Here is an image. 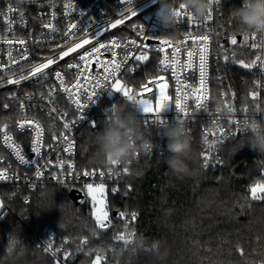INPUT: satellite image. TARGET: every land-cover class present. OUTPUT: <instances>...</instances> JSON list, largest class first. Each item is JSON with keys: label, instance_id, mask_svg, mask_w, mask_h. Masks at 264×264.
<instances>
[{"label": "trees", "instance_id": "trees-1", "mask_svg": "<svg viewBox=\"0 0 264 264\" xmlns=\"http://www.w3.org/2000/svg\"><path fill=\"white\" fill-rule=\"evenodd\" d=\"M180 2L176 0L177 6ZM242 3L243 0H222L220 4L222 37L230 42L229 38L235 34L239 41L238 46L230 44L235 54L234 63H227L213 75L211 108L219 102L224 84L229 85L237 102L246 100L251 77L248 69L241 67L238 61L251 62L253 54L247 46L251 41L245 44L243 35L251 36L254 31H244L239 21L230 15V10ZM32 88L0 91V136L9 132L18 140L24 137L13 129L12 123L18 114L6 111L4 107L12 104L14 94L35 90ZM27 115L36 117L43 124L45 144H54L56 141L52 137L58 136L59 132L54 124L42 113ZM200 116L196 115L199 118L197 124L188 127L198 151L203 128ZM103 121L104 116L98 114L96 129L84 125L77 131L76 174L108 167L97 155L92 135L102 129ZM4 125L8 127L5 129ZM245 139L233 137L227 140L221 152L222 167L204 170L200 163L199 171L187 176L173 174L164 163L168 155L167 138L164 137L161 154L140 151L137 161L129 167L130 176L119 184L120 194L112 196L108 193L106 210L112 224L107 230H99L94 224L89 203L74 205L68 196L70 189L53 184L49 178H46L45 186L36 181L0 183L3 203L0 210V264H58L55 257L45 254L33 240L36 229L38 232L47 230L53 236L54 250L61 248L70 253L63 258L65 264H92L96 249H104L106 259L102 264H262L264 200H252L250 188L258 181L264 183V154L248 145L239 148ZM2 158L4 163H0V169H16L0 145ZM18 173L27 172L18 170ZM111 188L108 183L107 189ZM121 212L125 213L123 218L119 216ZM132 213L137 215L135 220L131 219ZM120 233L131 242L125 245L115 241V236ZM85 238L88 243L81 245L80 241ZM13 239L18 243L14 245ZM157 242L168 248L164 261L153 255V246ZM137 243L142 246L136 247ZM238 248L244 250V256ZM57 254L59 256L60 251Z\"/></svg>", "mask_w": 264, "mask_h": 264}, {"label": "built area", "instance_id": "built-area-1", "mask_svg": "<svg viewBox=\"0 0 264 264\" xmlns=\"http://www.w3.org/2000/svg\"><path fill=\"white\" fill-rule=\"evenodd\" d=\"M71 4L72 8L66 9L64 4ZM133 7L136 10L137 15L132 17L130 13L126 11L127 7ZM13 11H9V8ZM178 7V6H177ZM159 8V3L154 0H134L132 5H127L124 0H0V91L5 90H20L24 87H33L29 91H19L12 97V104H6L4 107L6 111H13L18 114V117L13 121V129L15 132L24 135L21 139L9 132H6L12 137V142L19 146L22 154L26 160H29L28 164H21L16 158L13 150L9 148L3 140L5 132L0 136V145L10 158L12 165L16 168H2L7 169L9 179L0 181V183L17 184L20 181L31 183L36 181L41 186L46 185V178H49L50 182L59 185L64 189L77 190L81 194V198L78 200V204L84 205L89 203V199L86 194V185L88 183L99 184L101 182L105 185L106 193L103 195V199L106 201L108 193L112 196L120 194L119 184L123 179L130 176L129 167L137 161L139 158V152L136 154L134 160L129 164H119L113 168L111 175L106 173L103 180L98 176L99 171L105 169L91 170L89 172H97L96 176H84L83 173L76 174L74 168V158L77 150V131L84 125H89L90 122H95L98 114L104 116V110L111 107L115 100L120 101L122 95L117 92L109 94L110 84L105 87V82L102 77L106 75L103 71V65L107 61L112 59V51L117 53L116 59L122 60L125 56H128V61L125 67H122L121 72L118 74L122 78V82L128 87L133 88L135 91H140L141 84L146 83L148 80L164 75L168 82V88L166 89L167 95L173 97L170 101L168 109H166L162 116L168 121H172L177 113L175 111L174 97L176 89V80L172 77L171 70L161 71V66L158 61L163 58L164 53L156 51L158 44L154 40H146L144 36L137 35L139 26L142 24L145 27V32L148 36L157 35L160 38H173L174 40H182L185 30H193L192 25L185 20L183 23L177 22L175 29L168 32H161V29L156 23L155 13ZM121 12L125 15L122 17ZM21 13L23 14L21 18ZM124 19L123 24L116 25L115 28L111 27L116 20ZM51 23L56 31L49 28H45L44 25ZM75 24L76 28L71 32L74 35H65L69 30V25ZM134 25L136 26L134 28ZM221 23H220V5L213 6V19L206 21L199 31H193L194 35H204L206 31L210 32L212 40L210 43V51L208 55V66L206 74V84L208 88L209 99L206 102L207 110L196 109L194 99L187 101L189 115L187 117L183 114H179V117L186 121L187 128L191 124H197L199 118L197 114L202 115L201 122L203 128L200 135L199 153L203 149V139L205 130L215 133V136H209V139H215L222 141L217 143L216 151L213 153V157H218L219 162L213 159L210 163V167L204 170H215L223 166L222 148L228 139L233 137L244 138L246 134L243 131H237L234 123L230 121H241V128H243V121L245 119H257L264 121V72L261 71L259 63L257 67L248 69L250 74V81L248 82L246 91V100L243 103L237 102L234 92L231 90L228 84H224L221 90V97L217 105L213 108L211 105L212 98V79L215 73H219L224 69L225 65L229 62H233V51L230 48V42L223 38L221 35ZM255 32V31H254ZM252 35V34H251ZM89 39L91 43L84 44L82 48H78L76 52L69 53L64 59H60L62 52L68 51L70 47H74L76 43H81L83 39ZM24 40L25 43L20 45L19 40ZM263 39V33H256V42L259 43ZM12 40V44H8L6 41ZM117 40L122 45L120 48H112L110 41ZM135 40L136 43L130 44V41ZM228 41V45L225 46L224 41ZM251 43L253 42L250 40ZM108 45V48L101 49L100 53L93 54V58L88 62L87 71H84L80 77V89L77 90L74 85L76 83L77 69H68L67 64L79 63L83 66L84 62L79 61V56L84 54L85 51H91L93 46L99 47V44ZM147 45L146 48H141V44ZM124 45H127L125 47ZM221 45L227 47L229 61H225L223 58L224 48ZM188 47H192L191 41L188 42ZM26 50V52H25ZM253 57L260 53L259 49L251 48ZM142 51H146L149 55V60L146 62H137L134 56L139 55ZM169 55L171 49L168 50ZM11 54V56L9 55ZM27 55V59H21V56ZM46 58H52L57 61L56 64L50 66L45 72L48 73L47 79L38 82L37 77H32L28 80L21 81L19 85L8 84L9 78H18L21 73L27 75L30 68L39 63H45ZM181 62L187 60L186 51L181 50L179 55ZM198 64V57L195 58ZM11 60H17L18 63L12 64ZM251 60V61H252ZM128 69H134L129 71ZM61 71L65 80V86L71 87L73 92L80 91V102L83 105H87L83 110L77 109L74 103L75 96H70V93L64 92L59 85V81L55 78V72ZM15 72V76H13ZM155 75H152V74ZM145 76V77H144ZM91 77V78H89ZM140 80L141 78H143ZM183 83L197 87L199 84V70L198 67L191 70L184 71L181 76ZM100 81V85L97 86L96 81ZM139 80V81H138ZM256 81H260V86L257 87ZM37 88V89H36ZM55 88L51 99H49L48 92L50 89ZM153 92L159 94L157 85H151ZM95 89L97 96L94 98L95 102L90 103L88 94ZM86 90V91H85ZM256 91L259 93L257 100L253 101L250 95L251 92ZM224 94V95H222ZM234 94V95H233ZM152 92L145 93V98L151 97ZM29 96L31 98H29ZM231 103L236 111L234 113H227L225 108V102ZM23 104V109L21 108ZM259 105V107H257ZM55 108L56 112L52 113L51 110ZM221 111L217 113L216 109ZM247 109V111H243ZM30 112H39L50 120L54 126L58 129L59 133L63 132L62 125L64 122H76L75 127L71 129L67 134L70 139H74L75 147L72 153L64 152L65 142L59 139H55V143L51 145L45 144L46 136L45 130L43 134V147L40 150V154L37 155L33 152L32 141L35 137V133L31 127L25 126L24 129H20L18 122L24 120H35L43 127V124L36 118L30 117L27 114ZM67 114L64 117V114ZM83 117V119H80ZM152 120L154 117L149 115L147 117ZM105 119V116H104ZM145 117L142 116L143 132L146 140L151 141L152 148L150 151H144L145 153H163L164 151V137L159 134L161 128L156 124L144 123ZM213 121H216L214 123ZM219 127H223L225 130V136L221 137L218 131ZM95 127L94 129H96ZM230 133H234L231 135ZM250 134V133H249ZM24 143L26 145H24ZM202 166V158L199 156ZM63 161L65 168L58 167V162ZM0 163H4V159H0ZM71 164L74 167L68 168ZM127 167L129 171L123 172V169ZM18 170L26 171L20 175ZM37 171L43 173L42 176L37 177ZM108 183L112 185L111 189H107ZM113 189H116L113 191ZM102 199V197H101ZM94 224L95 219H94ZM101 230V229H99ZM33 240L42 249L48 245L49 242H53V236L49 234L47 230L38 232L36 229L33 233ZM56 255L55 259L58 264L64 263V253L61 251ZM44 252V251H43ZM45 253V252H44ZM50 254V253H45Z\"/></svg>", "mask_w": 264, "mask_h": 264}, {"label": "snow or ice", "instance_id": "snow-or-ice-1", "mask_svg": "<svg viewBox=\"0 0 264 264\" xmlns=\"http://www.w3.org/2000/svg\"><path fill=\"white\" fill-rule=\"evenodd\" d=\"M124 2L127 5H132L134 3V0H124ZM222 3V0H215V5L219 6ZM64 7L66 9L72 8L71 4H64ZM9 11H13V9L10 7ZM126 11L131 14L132 17H135L137 15L136 10L129 6L126 8ZM178 22L183 23L185 20H187L193 27V30H185L183 34L182 40H174L173 38H160L157 35H152L151 37L148 36L145 32L144 25L139 26V31L137 33L139 36H144V39L146 40H154L155 43L158 44V47L156 48V51L164 53L163 58L158 61L159 65L161 66V71H168L171 70L172 77L176 80V89H175V97H174V105H175V111L177 113V116L179 117V114H183V116L187 117L189 115L188 110V104L187 101L189 99H194L195 101V108L196 109H203L207 110L206 102L209 99L208 96V88L206 84V74H207V66H208V55L210 51V43L212 40V36L210 32L206 31L204 35H194L193 31H199L200 28L205 24L206 21H211L213 19V7L209 9L208 13L204 17H199L193 15V13L187 9L183 3H179L178 7L176 8ZM120 15L124 17L125 13L121 12ZM23 14L21 13V18ZM124 19L116 20L114 24L111 25V27L115 28L118 24H123ZM45 28H49L53 31H56L54 26L51 23L45 24ZM136 26L134 25V28ZM76 28L75 24L69 25V30L65 33V35H74V33L71 32L72 29ZM259 31H255L252 33L251 36L248 34L243 35V42L247 44L249 40H252L253 42L251 44H247V46L255 49H259L261 54H258L255 56V59H253L251 62L246 63L244 60L238 61V63L241 65V67L245 69H252L257 67L259 63V67L262 72H264V39H261L259 43L256 42V33ZM261 33V32H260ZM230 44L233 46H238V37L237 35L233 34L230 38ZM191 41L192 47H188V42ZM8 44H12V40L6 41ZM18 43L20 45H23L25 43L24 40H19ZM91 41L89 39H83L81 43H76L74 47H70L68 51L62 52L60 55V59H64V57H67L69 53L76 52L78 48H82L84 44H89ZM130 44H135L136 41H130ZM226 44L228 41L225 42ZM110 45L112 48H120L122 45L117 40L110 41ZM127 47V45H124ZM141 48L148 47L147 45H144L143 43L140 45ZM222 48H224L223 58L225 61H229L230 57L228 55V49L227 47L221 45ZM108 48V45L105 44H99V47L93 46L91 51H85L84 54L79 56V61L84 62L83 66L79 63H69L67 64L68 69H77L76 74V83L74 87L79 90L80 89V77L82 76L84 71H87L88 68V62L91 58H93V54L100 53L101 49ZM169 49H171V53L169 55ZM184 49L186 51L187 60L184 62H181L179 55L181 53V50ZM26 52V50H25ZM11 56V54H9ZM235 54L233 53V56ZM117 53L115 51H112V59L111 61H107L103 65V71L106 73L102 77L103 81L105 82L104 86L108 87L110 84L109 94H111L113 91L119 93L123 97H127L129 99H132L135 97L134 103L138 106L139 111L144 119V123L146 125L148 124H156L160 127H163L167 123V119H165L162 116V113L168 109L170 105V101L173 100V97H170L167 95L166 89L168 88V82L165 79L164 75L156 76L150 80H148L146 83L141 84L140 91H135L133 88L128 87L125 83L122 82V78L118 75L121 72L122 67H125L128 56H125L122 60L116 59ZM196 57H198V64L196 62ZM21 59H27V55L21 56ZM134 59L137 62H146L149 60V55L146 51H142L139 55L134 56ZM12 64L18 63L17 60H11ZM57 61L52 58H46L45 63H39L35 66H32L28 72L27 75H24L21 73L18 78H9L7 80L8 84H16L19 85L21 81L28 80L32 77H37L38 82L43 81L47 79L48 73L45 72L46 69H49L50 66L53 64H56ZM3 67V66H0ZM198 67L199 70V84L197 87H191L181 80L180 76L181 74L186 70L195 69ZM129 71H133L134 69H128ZM55 78L59 81L58 87H60L64 92L70 93V96H75L74 103L77 106V109L83 110L87 107V105H83L80 102V91L73 92L71 87L65 86V80L63 78V75L61 71L55 72ZM13 76H15V72H13ZM91 78V77H89ZM97 86L100 85V81H96ZM157 85L159 89V94L157 95L155 92H153V89L151 88V85ZM255 84L257 87L260 86V81H256ZM86 91V90H85ZM55 92V88H52L48 92L49 99H51L53 93ZM152 92L153 95L151 97L145 98V93ZM224 95V94H222ZM234 95V94H233ZM252 100L256 101L257 97L259 95L258 92L253 91L250 93ZM97 96V92L95 89L91 93L88 94V99L90 103H94V98ZM29 98H31L29 96ZM153 99L155 100V104H153ZM7 107V105H5ZM259 107V105H257ZM21 108L23 109V104H21ZM225 108L230 111V113H234L236 109L231 103L225 102ZM217 113L221 111V109H216ZM243 111H247V109H243ZM52 113L56 112V109L53 108L51 110ZM149 115H152L154 118L152 120H149L147 117ZM67 114H64V117H66ZM80 119H83L81 117ZM247 119L243 121V125L247 124ZM216 123V121H213ZM231 123H234L236 126L237 131H243L244 129L241 128V121L235 120L230 121ZM76 122H64L62 125V128L64 129L63 132L59 133V136H53V139H59L65 142V147L63 148L64 152L72 153L75 147V141L74 139H70L68 132L71 131L73 127H75ZM29 126L32 128V130L35 133V137L32 141L33 144V152L37 155L40 154V150L43 147V134L44 129L35 120H24L18 122V126L20 129H24L25 126ZM8 125H4V128L6 129ZM89 127L95 128L96 124L95 122H90ZM220 136H225V130L223 127H219L218 129ZM231 135H234V133H230ZM209 136H215V133L210 132V130H205V135L203 139V149L201 150L200 156L202 158V167L207 169L210 167V163L213 159L216 160V162H219L218 157H213V153L216 151V145L217 143H220L222 141H217L215 139H209ZM4 143L13 150L16 158L19 160L21 164H28L30 163L29 160L25 159V156L22 154L21 149L18 145L12 142V137L5 132L3 137ZM119 165L118 162L108 160L107 161V169L101 170L98 173V176L101 180L105 177L106 173L108 175H111L113 172V168L115 166ZM58 167L61 169L65 168V165L63 161L58 162ZM74 166L69 164L68 168H73ZM129 169L125 167L123 169L124 173H127ZM37 177H40L43 175L41 171H37L36 173ZM84 176H96L97 172L92 171H84ZM10 177L8 175L7 169H0V181L8 180ZM87 188V195L91 197L93 201V208L96 209L93 212V216L95 217V223L98 229L101 230H107L111 224L112 221L109 218V213L106 210V201L103 199L104 191H105V185L103 182L99 184H93L88 183L86 185ZM116 189H113L115 191ZM251 193V199L252 200H264V183L256 182L252 187L250 188ZM97 194H99L102 199L98 202L97 201ZM247 199V197L245 198ZM97 203H99V207H97ZM3 208V203L0 202V210ZM119 216L123 218L125 216V213L121 212L119 213ZM137 218L136 213L131 214V219L135 220ZM125 230H127V223L125 224ZM95 234V233H94ZM134 235V234H129ZM115 241H122L125 245L130 243L131 241L129 239H126L124 233H120L115 236ZM12 243L15 245L18 242L13 239ZM88 243V239H82L80 241L81 245H86ZM11 251V249H9ZM43 251L45 253H50L51 256L56 257L57 252L60 251V249H53V246L51 242L48 243L46 247H44ZM96 255L95 259L92 261V264H102V262L106 259L104 255V249H96ZM237 251L240 253L241 256H244V250L242 248H238ZM91 253H89L90 255ZM70 255V253L65 252L64 257L67 258ZM262 264H264V261H262Z\"/></svg>", "mask_w": 264, "mask_h": 264}, {"label": "clouds", "instance_id": "clouds-1", "mask_svg": "<svg viewBox=\"0 0 264 264\" xmlns=\"http://www.w3.org/2000/svg\"><path fill=\"white\" fill-rule=\"evenodd\" d=\"M155 2L159 3L155 17L161 32L175 29L178 22L176 0H154ZM181 3L193 15L204 17L215 5V0H181ZM230 15L239 21V26L244 31L264 33V0H243L242 6L230 10ZM134 100L135 97L129 99L122 96L120 101L104 110L102 129L92 134L101 162L110 159L127 165L138 152L151 150L152 143L144 137L142 115ZM226 112L230 113L228 109ZM243 129L246 139L240 142L239 148L248 145L259 154H264V121L250 119L243 125ZM159 134L167 138L168 155L164 158V163L172 173L177 176L195 175L200 168V153L194 146L186 121L175 116L159 129ZM234 154L235 152L232 153ZM135 246L142 245L137 243ZM153 255L157 260L164 261L168 256L166 244L157 242L153 246Z\"/></svg>", "mask_w": 264, "mask_h": 264}, {"label": "water", "instance_id": "water-1", "mask_svg": "<svg viewBox=\"0 0 264 264\" xmlns=\"http://www.w3.org/2000/svg\"><path fill=\"white\" fill-rule=\"evenodd\" d=\"M226 41L227 40L224 41L225 46L228 45V43L227 44L225 43ZM238 41H239V38H238ZM68 196L74 205H77L78 200L82 197L80 192L77 190H70L68 193Z\"/></svg>", "mask_w": 264, "mask_h": 264}, {"label": "rangeland", "instance_id": "rangeland-1", "mask_svg": "<svg viewBox=\"0 0 264 264\" xmlns=\"http://www.w3.org/2000/svg\"><path fill=\"white\" fill-rule=\"evenodd\" d=\"M263 39H264V33H263ZM153 104H155V100L154 99H153ZM105 193H106V191H104V194ZM86 194H87V188H86ZM87 197L89 199V204L91 205V207L93 209V212H94L96 209L93 208V201H92L90 196L87 195ZM100 200H101V196L99 194H97V201L99 202ZM0 202H2L1 199H0ZM99 206H100L99 203H97V207H99ZM93 212H92V214H93ZM93 218L95 219L94 216H93Z\"/></svg>", "mask_w": 264, "mask_h": 264}]
</instances>
